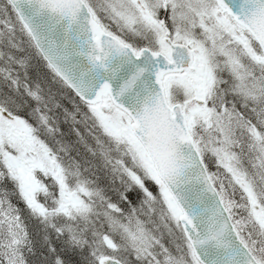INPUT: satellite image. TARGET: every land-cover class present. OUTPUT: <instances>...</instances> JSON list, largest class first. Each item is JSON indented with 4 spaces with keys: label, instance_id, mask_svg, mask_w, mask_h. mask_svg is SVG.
Here are the masks:
<instances>
[{
    "label": "snow or ice",
    "instance_id": "6c2138e0",
    "mask_svg": "<svg viewBox=\"0 0 264 264\" xmlns=\"http://www.w3.org/2000/svg\"><path fill=\"white\" fill-rule=\"evenodd\" d=\"M0 264H264V0H0Z\"/></svg>",
    "mask_w": 264,
    "mask_h": 264
}]
</instances>
